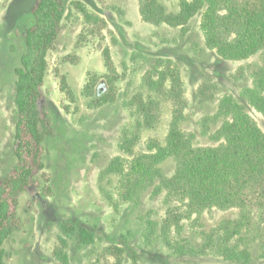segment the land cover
<instances>
[{
  "label": "rangeland",
  "instance_id": "obj_1",
  "mask_svg": "<svg viewBox=\"0 0 264 264\" xmlns=\"http://www.w3.org/2000/svg\"><path fill=\"white\" fill-rule=\"evenodd\" d=\"M64 1L67 14L55 49L48 55L44 88L54 120V133L45 141L43 170L44 176H50L52 194L44 190L46 182L39 172V182L20 197L17 211L21 224L4 243L6 263L118 264L111 247L127 235L140 254V264H228L197 251H201L204 242L203 232L208 234L222 220L236 217L237 210L205 212L197 224L187 223L180 235L172 231L170 239L175 248L170 249L161 224L168 208L164 195L156 194L148 183L123 186L109 167L116 157L124 156L120 137L132 122L126 101L141 89L143 74L159 57L173 62L180 70L191 103L182 125L197 134L199 144L208 143L200 134L199 122L214 113L218 97L224 92L244 103L264 130V116L241 95L248 81L232 78L244 63L223 59L206 47L199 16L192 19L183 35L180 28L144 22L138 0ZM160 1L168 10L178 8L177 0ZM34 4L35 0H0V177L16 163L15 69L26 51L25 36L33 23ZM82 6L107 22L106 26L98 25L100 32L97 31L95 41L92 36L90 40H80L87 25ZM105 47L110 49L117 69V97L114 102L102 104V97L110 90L102 55ZM60 72L67 77L70 96L60 90ZM203 81L217 83L221 89L216 98L199 103L196 92ZM163 106L159 126L143 133L137 151L145 150L149 139L164 141L171 107L166 101ZM161 168L165 174H171L174 162L167 160ZM64 222L86 227L96 235V241L90 245H80L70 238L66 262L56 254L62 246ZM243 239L234 243L244 246ZM245 242L251 248L254 264H260V246L264 241L245 236ZM122 262L130 264L127 254Z\"/></svg>",
  "mask_w": 264,
  "mask_h": 264
},
{
  "label": "trees",
  "instance_id": "obj_2",
  "mask_svg": "<svg viewBox=\"0 0 264 264\" xmlns=\"http://www.w3.org/2000/svg\"><path fill=\"white\" fill-rule=\"evenodd\" d=\"M138 1L144 22L180 28L183 35L192 19L199 16L206 47L223 59L244 63L232 78L248 81L241 95L264 116V0H177L176 10H168L160 0ZM80 9L87 22L80 40L92 36L95 41L98 25L106 26L107 22L83 6ZM32 14L33 23L25 36L26 51L15 69L16 163L0 177V264H7L4 243L21 224L17 208L22 193L41 177L46 182L44 190L52 194L50 176H44L43 170L45 141L54 133V120L44 88L48 55L55 49L67 7L64 0H35ZM102 55L110 83L101 101L105 104L116 100L117 69L108 47L102 49ZM59 77L60 90L70 96L66 75L60 72ZM140 86L126 101L132 122L120 137L124 156L116 157L110 163L112 171L108 170L116 173L127 188L148 183L156 194L164 195L168 208L161 224L170 249L175 248L170 239L172 231L180 235L187 223L197 224L205 212L237 210L236 217L222 220L208 234L203 232L204 242L197 252L220 258L222 263L254 264L245 236L264 241V130L244 103L224 92L214 113L199 122L200 134L208 140L199 144L197 134L183 128L191 103L178 66L166 58L159 57L146 70ZM220 89L217 83L203 81L196 92L198 102L216 98ZM165 101L170 104L171 118L164 141L149 139L146 149L137 151L143 133L159 126ZM170 159L174 169L167 175L161 165ZM61 229L62 246L56 254L65 262L70 238L80 245L96 241L95 233L75 223L64 222ZM243 237L244 246L234 243ZM111 250L118 264L123 263L124 254L130 264H140V254L127 235L121 236ZM259 259L264 264V245L260 246Z\"/></svg>",
  "mask_w": 264,
  "mask_h": 264
}]
</instances>
